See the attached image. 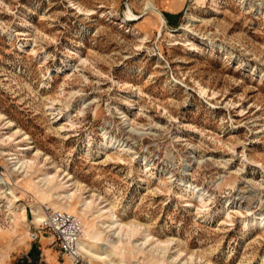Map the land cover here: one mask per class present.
Returning <instances> with one entry per match:
<instances>
[{
  "label": "rangeland",
  "instance_id": "obj_1",
  "mask_svg": "<svg viewBox=\"0 0 264 264\" xmlns=\"http://www.w3.org/2000/svg\"><path fill=\"white\" fill-rule=\"evenodd\" d=\"M0 115V138L19 130L28 158L122 222L203 263L264 264V229L243 223H264V0H0ZM10 153L0 144V177L17 185L15 213L0 198V264H74L34 221L38 190L10 173Z\"/></svg>",
  "mask_w": 264,
  "mask_h": 264
},
{
  "label": "bare ground",
  "instance_id": "obj_2",
  "mask_svg": "<svg viewBox=\"0 0 264 264\" xmlns=\"http://www.w3.org/2000/svg\"><path fill=\"white\" fill-rule=\"evenodd\" d=\"M132 17L128 16V18ZM161 21L164 24L162 17ZM46 111L50 115H55L56 109L50 105ZM3 119L4 117L0 115V121ZM3 125L4 130L10 129L12 126L10 122H5ZM103 138L105 140L102 143L103 147L118 149L119 146H117L116 141L106 136ZM25 141H27V137L22 136L19 130L0 138V144L13 147V153L9 154L12 164L10 173L25 174L23 178L25 183H29V187H35L38 190L32 194L33 200H36L31 212L34 221L37 223L44 222L45 217L40 215V208L45 203H48L54 211L65 212L78 219L82 234L77 241V248L90 264H210L203 263L200 258L183 255L182 251L175 248V241L173 240L161 242L154 239L140 224L132 221L122 222L116 215L113 204L99 195L86 191L84 186L77 184L71 175L49 163L48 158L42 160L39 151H36L32 158H28L27 152L30 147H21L20 145ZM145 170H147L146 164ZM34 175H38V180L35 182L32 181ZM25 183L22 181L20 184ZM16 186L11 175L0 177V187H2L0 188V198L3 194L12 197L13 200L7 202L9 212L12 214L16 210V197L13 188ZM180 186L183 188L181 197H188L201 207L200 210H197V214L208 209L209 202L204 191L185 183H180ZM4 188L5 191H1ZM187 206L193 207L191 204H187ZM123 215H125V210ZM225 215L227 219L230 218L227 211ZM18 220H21L22 223L27 222L25 209L17 217ZM243 223L244 227L248 229L250 227L264 229L263 221L254 218L248 223L246 220ZM182 256H187L185 261H182Z\"/></svg>",
  "mask_w": 264,
  "mask_h": 264
},
{
  "label": "built area",
  "instance_id": "obj_3",
  "mask_svg": "<svg viewBox=\"0 0 264 264\" xmlns=\"http://www.w3.org/2000/svg\"><path fill=\"white\" fill-rule=\"evenodd\" d=\"M42 227H47L58 240L61 252L74 264H90L79 252L77 241L82 231L79 221L72 215L65 212H53L41 223ZM29 241L37 238L35 231H29Z\"/></svg>",
  "mask_w": 264,
  "mask_h": 264
}]
</instances>
